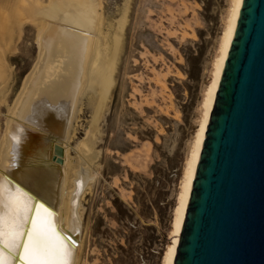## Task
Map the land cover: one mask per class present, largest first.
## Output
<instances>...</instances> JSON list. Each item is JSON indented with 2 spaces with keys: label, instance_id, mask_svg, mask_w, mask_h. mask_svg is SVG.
Returning a JSON list of instances; mask_svg holds the SVG:
<instances>
[{
  "label": "rangeland",
  "instance_id": "rangeland-1",
  "mask_svg": "<svg viewBox=\"0 0 264 264\" xmlns=\"http://www.w3.org/2000/svg\"><path fill=\"white\" fill-rule=\"evenodd\" d=\"M95 1L103 38L119 32L123 18L125 25L112 98L98 130L90 128L94 108L86 92L61 144L75 169L87 166L79 151L88 136L99 152L88 165L93 181L79 198L74 264H164L234 0ZM52 2L0 0V54L11 69L0 92V143L9 108L38 57V35L47 27L41 12ZM64 164L54 163V172Z\"/></svg>",
  "mask_w": 264,
  "mask_h": 264
},
{
  "label": "bare ground",
  "instance_id": "bare-ground-1",
  "mask_svg": "<svg viewBox=\"0 0 264 264\" xmlns=\"http://www.w3.org/2000/svg\"><path fill=\"white\" fill-rule=\"evenodd\" d=\"M243 1L234 0L223 34L213 80L206 91L203 116L185 169L172 225V242L164 264H174L175 261L206 130ZM100 10L95 0H53L41 12L47 27L38 35V57L26 75L13 106L9 108L0 143V186L3 188L0 199L6 201L14 198L19 190L25 194L28 208V211L20 213L19 230L22 235L14 241L11 251L5 250L13 264H23V249L32 231L33 221L43 215L41 205L53 213L55 227L69 249L71 264L75 263L82 220L79 198L85 193L90 180L93 181L94 175L88 165L96 162L99 152L93 151L95 142L91 141L93 139L89 141L88 136L87 141L81 144L84 153L79 151L80 156L88 162H85L87 166L78 164L80 167L75 169L76 166L69 163L68 149L65 147V164L60 166L63 170L54 172L52 156L53 146L62 144V140L68 136L86 92L91 96L94 108L90 126L94 128L93 131L97 129L112 98L115 71L123 46L120 31L124 28L125 18L119 22V32L103 38ZM10 71L1 52L0 92L9 83ZM90 131L92 134L93 131Z\"/></svg>",
  "mask_w": 264,
  "mask_h": 264
},
{
  "label": "water",
  "instance_id": "water-1",
  "mask_svg": "<svg viewBox=\"0 0 264 264\" xmlns=\"http://www.w3.org/2000/svg\"><path fill=\"white\" fill-rule=\"evenodd\" d=\"M174 264H264V0L243 1Z\"/></svg>",
  "mask_w": 264,
  "mask_h": 264
},
{
  "label": "snow or ice",
  "instance_id": "snow-or-ice-1",
  "mask_svg": "<svg viewBox=\"0 0 264 264\" xmlns=\"http://www.w3.org/2000/svg\"><path fill=\"white\" fill-rule=\"evenodd\" d=\"M3 192L0 186V193ZM5 207L7 210L5 211ZM28 211L25 194L19 190L11 199H0V264H13L5 250L11 251L14 241L22 234L19 230L20 213ZM43 213L33 221L23 249V264H71L70 253L55 227L53 213L40 206ZM39 215V214H38Z\"/></svg>",
  "mask_w": 264,
  "mask_h": 264
},
{
  "label": "trees",
  "instance_id": "trees-1",
  "mask_svg": "<svg viewBox=\"0 0 264 264\" xmlns=\"http://www.w3.org/2000/svg\"><path fill=\"white\" fill-rule=\"evenodd\" d=\"M115 205H117V202H116V201H115ZM117 206H118V205H117ZM127 211H128V212H127V215H128L127 218H129V219H133V217H134L133 212H132L131 210H129V209H127ZM143 215H144V213H143ZM122 218H124V215H123ZM120 248H121L122 250H126L124 246H120Z\"/></svg>",
  "mask_w": 264,
  "mask_h": 264
}]
</instances>
